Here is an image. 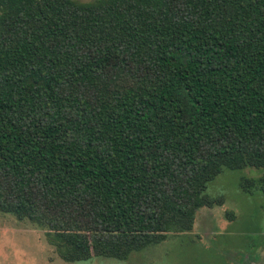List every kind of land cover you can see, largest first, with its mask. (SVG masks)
Wrapping results in <instances>:
<instances>
[{"label":"trees","instance_id":"obj_1","mask_svg":"<svg viewBox=\"0 0 264 264\" xmlns=\"http://www.w3.org/2000/svg\"><path fill=\"white\" fill-rule=\"evenodd\" d=\"M245 168L264 169V0H0V212L64 262L192 232Z\"/></svg>","mask_w":264,"mask_h":264},{"label":"rangeland","instance_id":"obj_2","mask_svg":"<svg viewBox=\"0 0 264 264\" xmlns=\"http://www.w3.org/2000/svg\"><path fill=\"white\" fill-rule=\"evenodd\" d=\"M263 178L264 169L224 170L207 190L211 197H224L223 206L200 209L192 232L171 235L126 261L66 263L48 241L47 231L0 212V264H264ZM242 179L256 182L252 194L241 189Z\"/></svg>","mask_w":264,"mask_h":264}]
</instances>
